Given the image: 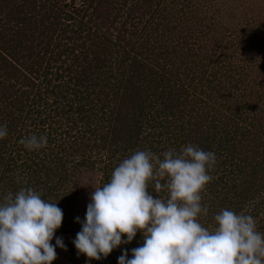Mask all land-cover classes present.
I'll return each mask as SVG.
<instances>
[{
    "label": "trees",
    "instance_id": "trees-1",
    "mask_svg": "<svg viewBox=\"0 0 264 264\" xmlns=\"http://www.w3.org/2000/svg\"><path fill=\"white\" fill-rule=\"evenodd\" d=\"M154 1L70 0L72 10L77 2H81L76 12L82 14L83 17V13H89L87 21H83L81 17L79 19L74 17L73 13L70 15V11L64 2L57 5L55 4L56 0H0V20L5 21V24L0 25V105H6L9 101V105L4 107L2 112L8 124V135L11 136L18 126H23L27 133L37 134L36 132L40 131L49 138L48 148L40 149V154L31 152L32 154H28L27 157V150H25V152L15 154L11 158L0 160L3 162L7 160L6 164L0 166L5 173L9 172L6 182L10 183L16 191L17 188H32L41 195L42 199L54 203L57 200V184L68 182V177L64 174L66 171L62 165L75 163L71 167V170L75 171L80 167L86 168L90 162V158L82 157L83 160L79 159L78 161V158L74 157L92 153L90 146L86 147L89 150L85 151V148L81 149L80 146H73L77 143V137L74 136L72 141H66L65 143L62 138L64 135L73 136L72 133L79 123L87 122L85 126L80 127V131H75V135L81 133V139L85 135H90L91 138L88 136L86 139L88 142L93 138H99V143H96V145L101 149L100 151H104L103 155H106L108 159L112 160L116 156L118 157V164L114 165L117 167L136 151H151L158 155L164 149L163 146L166 145L167 141L171 138L173 140L179 139L175 135H180L183 131L184 127L177 126L175 129L173 128L172 124L176 118L178 119L181 116L180 118L184 120V123L191 121L190 123L193 126L195 113L198 118L206 116V118H200L204 122L201 129L206 128L204 131L206 137L201 134V131L197 146L205 151L214 152L218 158L216 172L212 170L209 172V175L216 177V185L219 189H216L215 192L218 197L215 202L207 205L205 203L202 207H207L208 212L210 208L214 210V218L222 209L240 214L243 212L242 206L250 201L253 203V209L250 210L249 215L257 218L258 211H264V195L261 197L259 186L258 188L252 186L253 183L250 182V178L254 176L253 172L256 169H259V179L264 178V151L254 152L255 157H261L260 163L257 161L256 164H252L251 160H248L244 155L247 153L245 143L250 141V136H256L258 132L262 133L264 131V109H260V107L258 109V113L262 116L253 113L252 117L247 116L245 118L246 114L240 115V112L237 114L241 121L244 122L245 119L249 125H254L257 132L255 130H253L254 132L246 131L242 128L237 129L236 124L235 126L232 124V131L229 132L225 128L219 127L221 133L219 134L218 126L215 127L214 123L217 121L218 125L220 119L216 117L214 108L208 107L210 109L208 112L203 110L202 108L206 105H198L197 98L195 107L181 106L180 98L171 91L170 80L162 75L158 76L159 73L154 70L149 73L151 69L148 70V62H145L142 57L144 55L146 60L152 57V62H154L156 60L162 61L161 57L164 56V60H166V57L171 60L170 65L174 64V60L180 58L179 55L181 54L175 45L168 46L167 41L173 42L177 39L176 42H180L179 36L167 39L165 38L166 33L170 35L171 32H166L165 29L156 30L158 34L160 33L159 37H157V34L153 35L151 33L144 35L146 29L143 25L138 31L133 29L134 26L126 28L124 24L122 30L118 32L114 39L111 38L108 27L102 31L100 30L102 26H106L107 22L109 27L112 24L114 25L112 17H115L114 20L116 21L123 11L127 14L125 23L134 21L137 18L134 15L135 10H143L144 13H147L143 8L149 9ZM115 2L118 3L114 4ZM14 20H16L15 27H6L10 21ZM62 24L63 26L66 24L67 29L62 26L56 30ZM132 24L135 25V22H132ZM139 24L141 25V21H139ZM14 28L20 29L17 33H11ZM38 29L42 30L37 32ZM26 30H32L33 32H31V35L22 37L14 36V34H24ZM57 31V43L52 44L53 36ZM82 32H85L86 36L84 38L81 37ZM230 33L231 31H229ZM36 35L41 38L38 40ZM171 36L173 35L171 34ZM18 37L24 39L29 47H22ZM86 37L89 38L88 42H91V44L86 47L85 44L81 45L77 48L80 51L76 52L75 47L72 46L78 41L85 42ZM64 39L66 42L62 43ZM235 40L236 44H234L235 41H231L229 43L230 47L232 44L237 47L242 46L241 44L244 45L248 38L237 37ZM61 47L64 49H60ZM56 56H58V59L63 57V62H74V64L68 68L66 74H58L59 71H54L55 78L53 79L51 63L55 62ZM233 56L234 53L219 55L216 62L218 65L212 64L211 69L208 68L212 73H210V80L202 81L199 77H196L191 81L193 88L201 85L200 89L197 88L201 93L199 97L205 95V98L210 100L212 95L216 93H212L214 88L221 87L227 90L226 87L229 81L235 86L238 84L243 86L241 91L248 90V84L255 80L249 77L247 67L231 62L234 61ZM148 61L151 62V60ZM204 61L206 60L204 59L201 62ZM220 63H224V66ZM201 66L203 65L201 64ZM35 68L42 72L35 77V80H32L30 76L34 74ZM161 71L165 70L162 68ZM48 73L50 79H45L44 76L49 75ZM2 77L6 80L5 82L1 81ZM220 79L225 81V85L220 84ZM60 83H63V91L59 90ZM149 86L154 92L149 95L146 94L145 99H143V89L149 90ZM160 87L161 90H159ZM180 87L183 88L182 81ZM34 88L37 90L35 93L32 92ZM24 89H29V93ZM59 92L63 94L60 95ZM49 94L51 96H48ZM30 96L37 100L29 105L27 100ZM66 97L72 99L69 107L75 115L71 120L66 118L67 124L65 125L59 126L56 122L52 123V120L47 123L44 120L45 118L39 116L42 112L38 108L34 109V106L38 104L37 102L42 99L57 103L60 99L63 100ZM258 97L262 102V97L260 95ZM206 101L204 102L206 103ZM130 102L137 105V115L127 113L131 109L126 103ZM56 103L55 106H57ZM18 107L26 111L25 115L16 112ZM12 110L15 111L16 115ZM35 114H38L35 116L36 118L29 117ZM151 120L158 124L151 128V124L148 123ZM233 123H235L234 119ZM19 124H26L27 126ZM53 124L58 125V128L54 129ZM149 126L150 128H148ZM143 128L148 131L144 133V137L141 136ZM172 133L174 134L172 135ZM150 135L155 136L157 142L161 141L158 143L160 145L159 150L154 147V144H151L156 142L149 140ZM165 135H168V138L162 141ZM2 141L0 140V148L3 146ZM143 142H146L144 146ZM177 143L180 146L176 150L177 152L183 146H186L185 143L180 141ZM263 145V140L257 144L261 148H263ZM53 162L56 163L55 166H53ZM233 162L235 163L234 169L222 170L227 164L231 165ZM246 166L250 167L248 171L245 170ZM53 167H56V169L61 168L58 169V172L52 174L53 176L46 174L48 180L40 182L39 177L46 170L54 173ZM115 167H112L110 173H108V169L106 170L100 187L109 181ZM247 177L250 178L247 179ZM53 180L56 183H53ZM36 183L42 184L38 190L34 188ZM211 189L210 186H205L201 192L205 191L208 195V191ZM63 197L68 200L71 199L67 196ZM166 197L167 192L165 193ZM257 198H260V200H257ZM239 203H242V206H239ZM243 214H247V212ZM63 223L68 225L70 221L66 222L64 220ZM256 227L259 232L264 233V222L258 223ZM133 244L135 245V242ZM122 248L123 246L118 250Z\"/></svg>",
    "mask_w": 264,
    "mask_h": 264
},
{
    "label": "rangeland",
    "instance_id": "rangeland-1",
    "mask_svg": "<svg viewBox=\"0 0 264 264\" xmlns=\"http://www.w3.org/2000/svg\"><path fill=\"white\" fill-rule=\"evenodd\" d=\"M60 2H64V0H56L55 4H59ZM66 2V3H65ZM64 4H66L67 9L71 13L74 14V17L80 18L83 21H87L89 17V13H83L78 14L76 12V9L80 6L81 2H77L75 5V8L72 10L70 7V0H66ZM118 3V2H117ZM116 2L114 4H117ZM113 5V4H112ZM144 11L147 13H144L143 10H135V16L137 17L134 21H130L128 23H125L126 20V12L123 11L118 16L117 20L115 21V17H112V20L114 21V25L112 24L110 27L108 25V22L106 23V26L101 27V31L103 29H108L109 34L112 36L111 38L114 39L118 32L122 30L121 28L124 26L126 28H132L137 29L139 31L140 28H142V25L145 26L146 29L144 31V35L151 34H157L159 37L160 33L158 34L156 30L161 31L165 29L167 39H170L174 36H179L180 42H176L177 39L173 40V42H169L168 46L175 45L177 47L178 52L181 54H177L180 56V58H176L174 60V64H171V60H168L166 57V60L164 56L161 57L162 61H153V58L145 59L144 55L142 56L145 62H148V70L151 69L150 72L156 71L158 72V76H163L164 78L170 80L171 85V91L177 95L178 98L181 100V106H194L195 107V101L196 98L198 100V105L205 104L206 106L202 109L205 111H210L208 107L214 108V113H216V117L220 119V122L217 125V121L214 123V126H218V133H220V128H225L226 131H232V124L237 129L242 128L246 131H252L255 130L257 132V128L253 125H249L248 122L244 119L241 121L239 116L237 115L238 112H240V115L246 114L245 118L247 116L252 117L253 113L257 115H261L258 113V109H264V0H155L153 4H151L150 8H143ZM106 10V9H104ZM73 11V12H72ZM140 20H139V19ZM101 19V18H100ZM141 21V25L139 24V21ZM61 22V21H60ZM132 22H135V25L132 24ZM16 20L10 21L6 27H15ZM5 24V21L0 20V25ZM64 24V23H63ZM60 25L56 28L59 29L63 26ZM91 26V25H90ZM20 27V26H19ZM64 29L66 28V24L63 26ZM20 28H14L12 29L11 33H17ZM42 29H38L37 32L41 31ZM22 31V30H21ZM229 31L231 33L229 34ZM32 30H26V32L23 34H14V36H25V35H31ZM234 32V34H233ZM58 34V31L54 34L52 39V44L57 43L56 35ZM38 40L41 38L40 36L36 35ZM85 32H82V38H84ZM21 37H18L19 43L22 47H29V44L24 41ZM248 38L247 42L242 46L237 47L235 38ZM91 38V37H90ZM89 38L86 37L84 39L85 42L78 41L76 44L72 47H75L76 52H79L80 50L77 49L81 47V45L85 44V47L91 44V42H88ZM231 41H235L234 44L230 47L229 43ZM65 39L62 41V43H65ZM170 43V44H169ZM70 46V45H69ZM71 47V46H70ZM60 49H64L61 47ZM234 53V64H237L239 66L247 67L248 73L250 74L249 77H252L255 81L248 84L249 88L248 90L241 91V86L238 84L237 86L233 85L232 82H228L227 90L222 89L221 87H216L212 91V93H215L212 95V98L210 100H207L205 98V95L200 96V86L194 87L192 85V82L196 77H199L202 81L210 80L211 78V65H218L216 64L217 59L220 54H231ZM146 54V53H145ZM65 56V55H64ZM206 60L204 62H201L202 60ZM55 62H52V78L54 79V71H59L58 74H66L68 72V68L71 67L74 62H63V57L58 59V56L55 57ZM148 60H151L149 62ZM160 60V59H159ZM173 60V59H172ZM114 62V61H113ZM201 64L203 66H201ZM220 65L224 66V63H220ZM21 66V65H20ZM206 66V67H204ZM227 66V65H225ZM164 69L165 71H161L160 69ZM209 68V69H208ZM246 70V69H245ZM42 71H38V69L35 68L34 74L30 76L32 80H35V77L39 76V74ZM49 74V73H48ZM212 74V73H211ZM1 76V75H0ZM45 79H50V74L47 76H44ZM43 78V77H41ZM1 81H6L4 78H1ZM181 81L182 86L181 88ZM36 82V81H35ZM225 81L223 79H220V84L225 85ZM150 89L147 90L146 88L143 89L144 95L143 99H145L146 94H150L151 92H154L151 86H149ZM185 87V88H184ZM38 88V84H37ZM199 88V89H197ZM162 88L160 87L159 90ZM181 89V90H180ZM29 93V89H24ZM35 93L36 88L33 89ZM59 90L63 91L64 86L63 83L59 84ZM204 90V89H203ZM33 93V94H34ZM59 94H63L62 92H59ZM68 94V93H67ZM260 95L262 97L261 99L258 97ZM48 96H51L50 94ZM42 99V98H40ZM67 99V100H65ZM63 100H59L55 106V103H52V100H40L38 101L37 105L34 106V109H39V111L42 112L41 115L42 118H45L46 122L52 120V123L56 122L59 126L67 124L66 118L68 120H71L74 118V111L70 109L69 104L71 98L66 97ZM8 100V99H7ZM37 99L32 98L31 96L27 100L29 105L32 102H35ZM207 100V101H206ZM202 101V102H201ZM206 101V103L204 102ZM61 102V103H59ZM136 102V101H135ZM130 111L127 113L130 115H137L136 109L137 105L134 102L126 103ZM9 105V101H7L6 105H0V125H8L6 122V119H4V113L3 109L4 107H7ZM20 106V105H17ZM23 109H26L24 106H21ZM18 107V108H21ZM16 109L18 114L25 115L26 111L21 109ZM109 109V108H108ZM106 109V110H108ZM55 110V111H54ZM183 110V109H181ZM13 113H15L14 110H12ZM16 115V113H15ZM38 114L30 115V118H34ZM262 116V115H261ZM40 117V118H41ZM181 116L176 118L174 121L173 128L175 129L177 126L184 127L182 133L180 135H175L179 137V139L173 140L172 138L167 141L166 145L163 146V150L158 153V157L160 159L162 158V154L170 149L178 150L180 148L179 144L177 142L185 143V145H198V138L202 134L205 136V129H201L203 125V121H201L200 118H206V116H202L200 118L195 116L194 113V119H193V126L191 125V121L184 123V120L180 118ZM259 117V116H258ZM36 118V117H35ZM52 118V119H51ZM199 119V120H198ZM233 119L234 122L233 123ZM238 121H237V120ZM87 122H81L79 125H77L75 131H80V127H83L86 125ZM149 124H151V128L155 126V121H149ZM19 125H26V124H19ZM58 125H52L54 129L58 128ZM27 126V125H26ZM150 126L148 128H150ZM220 127V128H219ZM32 128V127H30ZM211 128V127H210ZM63 129V128H62ZM60 129V130H62ZM144 129V128H143ZM75 131H73V136L64 135L62 138L64 139V143L66 141L70 142L72 141V138L75 136L77 137V143L73 146H80V148L89 147L92 151V153H87L85 156L76 155L74 157L78 158L82 161V157L90 158V162L88 163V166L77 168L75 171L71 170L72 164H63V169L66 171L64 174L66 177H68V182L64 184H57V200L54 201L58 205L60 209H62L64 218L66 222L70 221L68 225H64L62 221L61 227L56 231L55 236L51 243L55 244V237H61L63 238V241L66 245L67 250H63L60 248H56L57 253V259L54 260V264H117L118 257L123 253V251L127 250L128 253L131 252V249L136 248L140 246L143 242L142 240V234L141 232H137L136 237L133 239V241L129 244L121 245L123 248L121 250H118L119 248L113 250V252L106 258L101 259L100 261L91 260L89 262L88 258L84 255H78L77 250L75 249L72 241L75 239L76 234L81 230V225L76 222V217H80L81 220L84 219L85 213L87 210V205L90 203V195L95 190L94 188L100 187L101 180L104 178V174L106 170L108 169L110 173L112 167H115L114 165L118 164V157L116 156L114 159L110 160L108 157L104 154V151H100L99 147L96 145V143H99V138H93L90 142L86 141L88 136L91 138L90 135H85L80 138L81 133H77L75 135ZM202 131V133H201ZM29 132V129H28ZM142 137H144V133L148 132L147 130H142ZM174 132V130H173ZM264 132V131H263ZM263 132H258L255 135L250 136V141L248 143H245L246 149L245 151V157L248 160H251L252 164H256L255 162L261 161V157H255L254 152L256 151H264V145L263 148L261 146H257L259 142L263 140L264 143V135ZM38 136L44 135L40 131L36 132ZM201 133V134H200ZM35 134V133H27L26 129L23 126H18L16 131L12 133V135H7L4 139H2L3 146L0 148V160L2 158L7 159L8 157L11 158V156H14L15 154H20L25 152L24 146L20 143V140L24 137ZM174 133H172L173 135ZM98 135V134H97ZM55 136V135H54ZM168 135H165L162 138V141L166 140ZM20 137V139H18ZM170 137V136H169ZM172 137V136H171ZM175 137V138H177ZM206 137V136H205ZM247 137V136H246ZM61 138V140H63ZM18 139V141H16ZM49 139V138H48ZM149 140L156 143L154 144V147L157 148V150L160 149V145L157 142V138L155 136L150 135ZM16 141V142H15ZM256 141V142H253ZM171 142V143H170ZM247 142V141H246ZM146 142H143V146ZM48 148L47 146L44 147V149ZM89 149H86L85 151H88ZM100 151V152H99ZM40 154L39 150L37 151H28L27 150V157L28 154ZM42 155V154H41ZM40 155V156H41ZM103 155V156H102ZM60 156V155H57ZM106 156V158H105ZM264 156V155H263ZM32 157V155H30ZM85 159V158H84ZM237 161V159H235ZM263 160V159H262ZM7 160L5 162L0 161V166H3V164H6ZM56 163L53 162V166H55ZM258 164V163H257ZM46 165V164H45ZM218 165V158L216 161V164L213 169H211L213 172H216ZM246 165H248L246 163ZM235 163L233 162L231 165L227 164L222 170H228V169H234ZM246 171L249 170V166H246ZM25 168V167H24ZM54 168V173H50L47 170L44 174H42L39 177L40 182H44L48 180V177L46 176H53L52 174H55L58 172L59 167L56 169ZM228 168V169H227ZM210 170V171H211ZM51 171V172H53ZM220 172V170H219ZM9 175V172L5 173L3 171V168L0 167V202H3V198L8 194L12 193L13 195L18 192L20 189L17 188L14 189L12 185L8 182H6L7 176ZM23 174L21 173V176ZM253 175L251 178L247 177V179L250 178V182L253 183L252 186L260 188V194L261 197L264 195V178L259 179V169L254 170ZM264 175V173H263ZM212 179L210 184L207 183L206 186H210L212 189L208 191V195L204 192H201V205L210 204L211 202H215L218 194L215 192L216 189H219L216 185V177H213L211 175ZM53 183H56V181L53 180ZM210 184V185H209ZM42 184L36 183L34 188L38 190L41 188ZM74 186V187H73ZM240 188V187H239ZM154 197L156 193L154 192V181H149V190H148ZM210 192V193H209ZM166 191H161L157 195L160 197L165 198ZM205 194V195H204ZM67 196L71 199H65ZM64 198V199H63ZM74 198V199H73ZM257 200H260V198H257ZM256 200V201H257ZM221 201V200H220ZM258 202V201H257ZM242 203H239V206ZM241 213L247 212V215L250 214V210L253 209V203L248 201L244 206H242ZM212 214L210 215V213ZM215 211L210 208L209 212L207 213V216L204 214H200L197 217V220L201 225L207 229L214 228L215 220L213 218ZM257 214V218H254L256 220V225L260 222H264V211ZM240 213V214H241ZM259 220V222H258ZM126 239V237H122ZM135 242V245L133 244ZM134 245V246H133ZM131 257V253L129 254V258Z\"/></svg>",
    "mask_w": 264,
    "mask_h": 264
},
{
    "label": "clouds",
    "instance_id": "clouds-1",
    "mask_svg": "<svg viewBox=\"0 0 264 264\" xmlns=\"http://www.w3.org/2000/svg\"><path fill=\"white\" fill-rule=\"evenodd\" d=\"M7 135V125H0V140ZM20 143L37 151L47 146L48 137L31 134ZM162 155L136 151L115 167L107 183L94 188L84 219L75 218L81 225L72 241L77 254L89 262L106 259L139 231L142 244L131 249V258L123 251L117 264H264V233L251 215L222 209L212 229L197 220L208 212L200 193L212 179L216 154L189 144ZM161 191L166 198L157 195ZM63 217L57 203L32 188L8 193L0 202V264H53L56 248L67 250L61 237L51 243Z\"/></svg>",
    "mask_w": 264,
    "mask_h": 264
}]
</instances>
